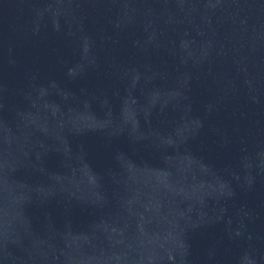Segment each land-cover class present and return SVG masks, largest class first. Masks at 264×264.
Masks as SVG:
<instances>
[{
	"label": "water",
	"instance_id": "water-1",
	"mask_svg": "<svg viewBox=\"0 0 264 264\" xmlns=\"http://www.w3.org/2000/svg\"><path fill=\"white\" fill-rule=\"evenodd\" d=\"M0 264H264V0H0Z\"/></svg>",
	"mask_w": 264,
	"mask_h": 264
}]
</instances>
